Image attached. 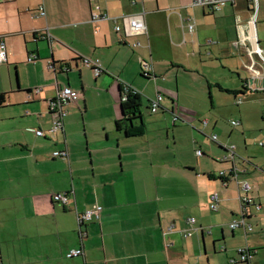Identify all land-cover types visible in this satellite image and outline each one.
Instances as JSON below:
<instances>
[{"label": "crops", "instance_id": "0c3cea01", "mask_svg": "<svg viewBox=\"0 0 264 264\" xmlns=\"http://www.w3.org/2000/svg\"><path fill=\"white\" fill-rule=\"evenodd\" d=\"M191 2L0 0V45L8 50V61L0 64V94L5 98L0 104V264H259L258 250L253 249L258 247L256 237L249 236L255 233L252 220L264 205V147L260 150L252 142L264 140V126L242 116L240 125L223 132L218 120H209L213 114H201L211 110L199 105L207 94L213 108L216 92L232 90L236 94L227 93L243 100L264 89V68L251 66L242 87L226 86L222 76L212 74L207 67L222 58L198 48L184 21L189 14L183 16ZM96 3L108 17L92 22ZM240 3L248 11L245 2L234 6ZM40 6L45 16H37ZM141 13L147 33L127 37L130 21L122 15ZM116 25L122 26L121 32ZM47 31L50 37L45 39ZM134 41L140 45L131 46ZM33 53L37 60L29 62ZM84 58L99 59L103 72L96 75ZM61 62L71 69L63 70L67 66L60 67ZM65 85L78 92L77 101L64 105L65 131L38 136L37 129L52 125L50 103ZM121 86L132 87L142 98L147 95L149 101L159 92L164 95L159 112L149 109L154 114L150 120L141 109L135 125H144V134L127 137L116 129ZM186 125L205 136L211 126L210 139L212 131L220 130V142L214 135L222 152ZM245 131L246 148L238 153L236 147L234 163L252 184L248 194L253 203L246 218L253 230L231 229V235L240 231V237L248 238L247 247L254 252L249 262L240 261L234 251L228 254L227 246L218 247L220 237L207 235V213H198L199 208L212 210L210 196L219 179L227 190L221 195L217 191L219 209L227 208L233 219L242 215L236 181L224 186L219 172L233 166L221 161L223 145L240 142L237 132ZM181 138L187 141L185 151L178 145ZM201 144L211 149L209 159L197 154ZM56 150H67L68 156L56 158ZM59 192L71 193L67 204L54 201ZM96 206L103 207L99 215L80 223L78 213ZM196 216L198 230L184 237L190 228L187 219ZM173 223L176 227L169 231ZM222 238L229 240L223 229ZM77 248L83 253L68 258Z\"/></svg>", "mask_w": 264, "mask_h": 264}, {"label": "rangeland", "instance_id": "374dc122", "mask_svg": "<svg viewBox=\"0 0 264 264\" xmlns=\"http://www.w3.org/2000/svg\"><path fill=\"white\" fill-rule=\"evenodd\" d=\"M192 4V2H191ZM242 3H240L237 7L233 5H226L222 7L220 10L212 11L209 8H206L205 11H203V8L200 6H190L188 11H184L183 16H192L194 19L195 24V39L197 40V46L200 48V46H203V50L206 52L213 53L212 56H219L222 59H218L219 62L214 63L212 65H209L207 68L212 74H217L218 76H222V82L229 87L232 86H240L243 85V80L245 78H248L247 74L251 69V66H255L256 69L264 68L261 64V57L257 54H251L247 50L243 49L241 39H240V24H246L251 20V13H249L247 10L242 8ZM254 29V28H253ZM257 31L259 36V46L263 49V56H264V0H259V12H258V23H257ZM244 47L246 48H252V44L250 42L243 43ZM207 53V54H208ZM218 57V58H219ZM251 72V71H250ZM239 74V75H238ZM20 77V75H19ZM242 79H241V78ZM13 78L16 84V73L13 72ZM250 82V80H249ZM152 86V84L150 85ZM154 93V91H153ZM204 101L200 103L199 107H201L202 110H211L207 113H201L205 116H212L209 118V120L212 118L213 120H218L219 122V128L223 132L228 131L230 128H232L231 121L232 120H239L242 116H244L251 124L257 125L260 124V126H264V120H262L261 115L264 111V89L259 90L258 92L252 91L244 96V101L242 104L236 103V98L234 99V96L227 92H216L214 103L215 106L212 108L211 99L209 97V94H207ZM142 112L143 115L146 116L147 120H150L154 114L149 113L150 109V101L147 95H144L142 98ZM25 115H26V111ZM29 114V113H27ZM211 121V120H210ZM170 124V122H168ZM189 127L196 136H198L201 139H208L210 145L214 148V151H221V148L217 145V143L213 142L210 138H208V135H211L210 131L212 130L211 126L206 128L205 134L207 136L199 133L197 130H195L193 127L186 125L185 129L188 130ZM171 129V136L172 131L174 130L173 126H170ZM220 130L212 131L213 134H217L219 136V141H221V133ZM183 132V131H182ZM256 131H253L255 133ZM239 136L241 137L240 142H237L236 140L227 141L228 143L235 144L237 147V151L239 153V150L241 148L245 149L246 145L244 143V135L248 136L249 131H245V133H239ZM197 138V137H196ZM258 142H252V144L262 150ZM174 143V142H173ZM187 143V141L183 138L179 140V147L183 149L184 145ZM225 143V142H223ZM202 152H204L205 155L203 158L211 157V149L208 146H205L201 144V147H199ZM183 151H185L183 149ZM246 152V150H245ZM237 153V154H238ZM195 154L193 149V155ZM173 154L167 153L166 156L171 157ZM236 156V160H237ZM221 181L218 179L215 182V185L217 187L216 190L221 195V190L226 192L227 190H224L222 186L220 185ZM234 187V182L230 183ZM207 213L206 216L208 218V223L205 225L209 227V230L211 234H207L209 237L213 236H219L220 239L216 241V244L218 247L220 246H227L228 251L227 253L230 254V251H234L236 256H238L239 251L242 249H247V245L249 244L248 238L243 235V237H240L238 234L240 231H237L235 237L231 235V229L229 228L230 221H233L235 219L231 218V214L229 216L226 213H231L227 208L219 209L218 211H213L209 208H199L198 213ZM210 213V214H208ZM221 213L223 214V218H227L229 220L227 223L222 222ZM257 217L252 220V223L255 227V233L249 236V240L254 235L256 237L255 244L258 245V247H254L253 249L257 248L258 254L255 256L259 260V264H264V246H261L264 244V205L263 209H261L260 212H256ZM239 217V215H237ZM197 221V216L194 217ZM237 219V217H235ZM222 229L224 230L227 238L226 242L222 238ZM218 232V233H217ZM203 251V249H202ZM219 256L224 255L225 261L229 263L228 258L225 256V252H217ZM215 255V253L213 254Z\"/></svg>", "mask_w": 264, "mask_h": 264}, {"label": "built area", "instance_id": "2783aa9c", "mask_svg": "<svg viewBox=\"0 0 264 264\" xmlns=\"http://www.w3.org/2000/svg\"><path fill=\"white\" fill-rule=\"evenodd\" d=\"M239 2H245L248 4V12L251 13V20L246 24H240V39L242 46L244 47L243 43L250 42L252 44V48H246L251 54H257L261 57V64L264 67V56H263V49L259 46L260 40L258 36L257 31V23H258V12H259V0H192V6H200L202 8H209L212 11L220 10L222 7L230 4V5H236ZM145 13H141L139 15H122V18H128L130 21L129 24V30L126 33V36H137L143 33H147V26L145 23L144 18ZM45 16L46 11L43 6H40L37 10V16ZM36 16V17H37ZM108 17V13L103 10L100 4L96 3L94 5V8L92 10V22H98L101 19H105ZM116 21V20H115ZM184 21L188 24V29L190 32H194L195 30V24L194 19L192 16H188L184 19ZM254 28V29H253ZM116 31L121 32L122 26L116 25ZM242 35V37H241ZM46 39L50 37V33L47 31L46 35H43ZM127 41V40H126ZM128 42V41H127ZM140 45L139 41H134L131 43V46L137 47ZM29 62H35L37 60V56L33 53L30 54V56L27 59ZM8 61V50L5 44L0 45V64L5 63ZM83 62L86 64V66L91 67L95 70L96 75H100L103 72V67L101 64V61L99 59H90V58H84ZM51 67L53 68L52 63H50ZM69 67L62 68L63 70H69ZM55 69V67H54ZM41 88H37L36 92H40ZM128 99L126 94L122 95V100L126 101ZM78 100V92L74 90L70 85H65L63 87H60L57 90L56 96L51 100L50 103V112L53 115V121L52 125L49 129L43 130V129H37L36 134L38 136H45L46 134L54 137L59 132L65 131V116L67 115V111L64 109V105L75 102ZM164 101V95L162 93H157L156 97L150 101V110L153 113L159 112V110L163 106ZM236 103L242 104L243 100L242 98L236 97ZM241 122L239 120H232L231 125L232 126H238ZM212 141H217V135H212L211 137ZM260 147H264V140L260 141L259 143ZM223 148L226 151V154L221 159V161H228L232 162L233 166L228 170H221L219 172V176L222 179V184L224 186H227L230 180H235L236 184L238 186L239 192H240V200L242 203V215L231 221L229 223V227L232 230L237 229H243L246 232H250L253 230V226L251 223L247 221L246 213L249 212V207L253 203L252 199L249 197V191L252 190V184L251 182L241 177V171L240 168L234 163L235 157H236V146L234 144H226L223 145ZM197 154L199 156L203 155V152L201 150H197ZM54 157L60 158V157H67L68 151H59L56 150L53 152ZM69 192H59L55 193L53 195L54 201L62 204H67L69 202L70 198ZM211 200V208L214 211H218L220 207V196L217 191L213 192L210 196ZM254 207L257 209L260 208V205L257 203L253 204ZM102 206H96L94 208L88 209L82 213H78V219L80 223H85L88 221H91L95 216H98L100 211L102 210ZM187 223L190 225V228L183 231L184 237H191L193 234L198 230L195 227L196 220L194 217H190L187 219ZM176 227L175 223H173L169 227V231L174 230ZM83 253V250L81 248L72 249L67 253L68 258L79 256ZM253 249L247 248L242 249L239 251V260L242 262H249L251 257L253 256Z\"/></svg>", "mask_w": 264, "mask_h": 264}, {"label": "trees", "instance_id": "16d2710c", "mask_svg": "<svg viewBox=\"0 0 264 264\" xmlns=\"http://www.w3.org/2000/svg\"><path fill=\"white\" fill-rule=\"evenodd\" d=\"M55 64L56 63L52 62L53 68ZM59 65L60 67H63V66H68L69 64L66 62H61ZM226 91L236 94L235 91L232 90H226ZM123 94H126L128 97L126 101L122 100ZM120 99H121L122 111H121V117L116 123V129L118 131H124L127 137L144 134V125L139 127L135 125V122L139 121L140 118L142 117L141 107L143 103H142V96L140 95V93L130 86H125V87L121 86ZM4 100H5L4 96L0 94V104H2Z\"/></svg>", "mask_w": 264, "mask_h": 264}, {"label": "water", "instance_id": "95a60500", "mask_svg": "<svg viewBox=\"0 0 264 264\" xmlns=\"http://www.w3.org/2000/svg\"><path fill=\"white\" fill-rule=\"evenodd\" d=\"M78 65H76L75 67H77ZM69 69H71V68H69ZM93 71H95L94 69H93Z\"/></svg>", "mask_w": 264, "mask_h": 264}]
</instances>
